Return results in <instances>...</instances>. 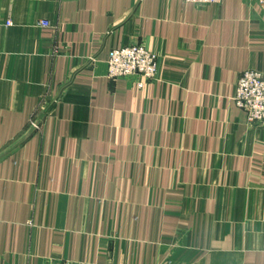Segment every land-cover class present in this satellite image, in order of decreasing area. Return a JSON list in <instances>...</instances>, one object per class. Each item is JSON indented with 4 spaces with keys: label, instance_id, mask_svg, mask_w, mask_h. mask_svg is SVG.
I'll return each mask as SVG.
<instances>
[{
    "label": "crops",
    "instance_id": "obj_1",
    "mask_svg": "<svg viewBox=\"0 0 264 264\" xmlns=\"http://www.w3.org/2000/svg\"><path fill=\"white\" fill-rule=\"evenodd\" d=\"M140 43L157 79H110ZM250 69L252 1L0 0V264H264V125L233 101Z\"/></svg>",
    "mask_w": 264,
    "mask_h": 264
},
{
    "label": "built area",
    "instance_id": "obj_2",
    "mask_svg": "<svg viewBox=\"0 0 264 264\" xmlns=\"http://www.w3.org/2000/svg\"><path fill=\"white\" fill-rule=\"evenodd\" d=\"M194 3L219 4L223 0H185ZM260 4L264 0H255ZM49 26V22L44 23ZM157 57L145 48L136 46L124 49H115L111 53L109 77L113 80L138 75L144 80L157 78ZM141 87L142 84H139ZM236 105L247 114L249 124H264V75L260 71L249 70L244 72L240 78L236 93L234 95Z\"/></svg>",
    "mask_w": 264,
    "mask_h": 264
},
{
    "label": "rangeland",
    "instance_id": "obj_3",
    "mask_svg": "<svg viewBox=\"0 0 264 264\" xmlns=\"http://www.w3.org/2000/svg\"><path fill=\"white\" fill-rule=\"evenodd\" d=\"M183 2H185V3H191V4H194V5H197V6H210V5H218V4H212L211 2L209 3H203V2H200V3H194V2H186L185 0H182ZM248 1H252V2H255V3H257L258 5H260V6H264V3L263 4H260V3H258L257 1H255V0H248ZM220 4V3H219ZM45 22H47V21H42L41 22V26H43V27H45ZM11 24H12V22L10 21V20H8L7 22H6V25L7 26H11ZM136 46H139V47H141V49L142 48H145V49H147L148 51H150V52H152L156 57H157V60H156V62H155V64H156V66H157V73L159 74V67H160V61H159V56L157 55V53H155V52H153V51H151L150 49H148L144 44H136V45H132V46H126V47H121V49H124V48H131V47H136ZM116 49H120V48H116ZM115 50V49H114ZM113 52V51H112ZM111 52V53H112ZM111 53H110V56H109V59H108V62H107V64H108V77H109V68H110V57H111ZM250 70H253V69H250ZM247 71H249V70H247ZM256 71H259V70H256ZM246 72V71H245ZM263 75H264V71H260ZM158 74H157V76H158ZM127 77H129V76H127ZM110 79H111V77H109ZM119 79H123V78H119ZM119 79H117V80H119ZM155 79H157V78H155ZM145 81H148V80H145ZM149 81H152V79H149ZM238 83H239V79H238V81H237V83H236V87H235V91H234V95H235V93H236V89H237V87H238ZM142 86H143V84H142ZM234 95H233V101H234ZM234 103L236 104V102L234 101ZM240 108V107H239ZM243 110V109H242ZM246 113V112H245ZM246 117H247V114H246ZM248 122V121H247ZM260 125H264L263 123H259ZM251 125H253V124H251ZM30 128L31 129H33V130H35V131H39V130H41V121L39 120V119H33L32 121H31V123H30ZM80 264H87V263H80ZM88 264H97V263H88Z\"/></svg>",
    "mask_w": 264,
    "mask_h": 264
}]
</instances>
